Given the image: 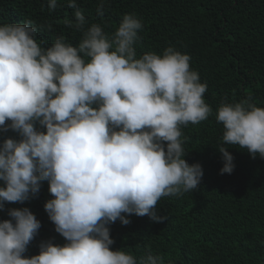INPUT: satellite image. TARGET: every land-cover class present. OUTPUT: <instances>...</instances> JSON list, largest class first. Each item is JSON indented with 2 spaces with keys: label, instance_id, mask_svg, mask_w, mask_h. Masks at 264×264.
Wrapping results in <instances>:
<instances>
[{
  "label": "clouds",
  "instance_id": "obj_1",
  "mask_svg": "<svg viewBox=\"0 0 264 264\" xmlns=\"http://www.w3.org/2000/svg\"><path fill=\"white\" fill-rule=\"evenodd\" d=\"M58 6L48 0L49 11ZM68 7L74 20L65 26L82 33L75 46L64 35L41 46L37 33L51 24L0 25V132L19 137L0 143V210L36 197L47 181L52 198L44 209L66 240L41 242L38 254L25 256L41 222L27 207L9 208L10 219L0 221V264H165L150 249L139 259L111 250L109 225H127L133 214L162 222V197L198 188L203 168L184 158L181 129L213 113L207 84L173 46L138 57L143 24L134 13L109 35L98 23L87 26L76 0ZM104 7L100 0V15ZM215 119L223 126L221 174L234 170L228 146L264 158V107L250 97L222 102Z\"/></svg>",
  "mask_w": 264,
  "mask_h": 264
},
{
  "label": "trees",
  "instance_id": "obj_2",
  "mask_svg": "<svg viewBox=\"0 0 264 264\" xmlns=\"http://www.w3.org/2000/svg\"><path fill=\"white\" fill-rule=\"evenodd\" d=\"M57 3L49 11L48 0H0V25L29 19L37 25L51 24V30L37 33L41 46H51L59 35L75 46L82 33L64 24L74 20V9L68 0ZM76 3L87 26L98 23L109 35L124 14L134 13L143 24L134 45L138 57L162 54L169 46L190 55L191 68L207 84L204 99L213 109L207 120L181 129L184 158L203 168L198 188L162 197L157 204L158 215L165 217L162 222L133 214L127 225L111 223L110 249L138 259L150 249L163 256L165 264H264V158L228 146L234 170L221 174L224 161L217 145L223 126L215 119L222 102L250 97L264 107V0H104L103 15L97 12L100 0ZM5 137L19 138L12 130L0 132V143ZM48 187L44 181L36 197L0 210V221L10 219L7 209L27 207L41 222L24 253L27 257L39 253L41 242L66 243L44 209L52 198Z\"/></svg>",
  "mask_w": 264,
  "mask_h": 264
}]
</instances>
